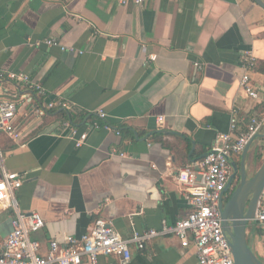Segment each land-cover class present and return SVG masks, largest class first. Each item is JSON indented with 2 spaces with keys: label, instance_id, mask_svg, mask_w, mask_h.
<instances>
[{
  "label": "crops",
  "instance_id": "crops-1",
  "mask_svg": "<svg viewBox=\"0 0 264 264\" xmlns=\"http://www.w3.org/2000/svg\"><path fill=\"white\" fill-rule=\"evenodd\" d=\"M246 53L255 60L250 80L264 92V10L252 0H0V71L25 74L45 92L38 98L0 82V99L17 103L21 133L16 142L0 133L4 167L23 178L18 211L44 222L30 234L39 253L62 234L79 238L98 219L125 238L185 218L178 170L201 159L233 116L238 131L251 116L264 119L239 85ZM57 100L71 110L37 116ZM97 111L110 131L92 129L103 124ZM63 122L87 133L83 146L66 138ZM240 159L229 165L239 168ZM263 159L264 122L245 154L249 177ZM14 216L0 202V246ZM246 240L264 264V228L250 223ZM129 251V264H198L174 235Z\"/></svg>",
  "mask_w": 264,
  "mask_h": 264
},
{
  "label": "built area",
  "instance_id": "built-area-1",
  "mask_svg": "<svg viewBox=\"0 0 264 264\" xmlns=\"http://www.w3.org/2000/svg\"><path fill=\"white\" fill-rule=\"evenodd\" d=\"M110 1L120 6H142L148 0ZM44 44L62 52L74 51L55 40H45ZM254 64V58L246 53L239 85L245 96L259 104L261 112L264 113V92L256 89L250 80L249 73L254 69ZM0 82H7L16 90L38 98L45 96L42 86L32 82L22 73L0 71ZM56 108L68 112L71 105L60 100L48 102L40 106L36 113L38 117H42ZM17 109L16 102L0 99V133L13 142L21 137L15 125ZM95 114L103 124H93L92 129L103 128L110 131V126L105 122L106 114L102 111ZM157 121L160 122L161 119L158 118ZM263 122V117L251 116L245 130L238 131V123L233 116L228 132L216 135L210 150L201 159L178 170L176 181L184 188V199L189 208L182 220L171 226L162 221L159 230L133 231L124 238L107 222L98 219L89 231L79 238L62 234L49 241L45 255L39 253V243L30 238V234L44 227V222L37 213L24 215L18 211L14 192L22 186L23 178L5 170L4 154L0 149V202H8L15 213L11 223L12 231L0 246V264H82L83 261L87 264H98L100 257L114 258L118 264H129L130 246L141 251L149 241L165 235L176 236L182 248H193L198 264H234L229 241L222 228L218 203L231 172L229 160L242 154L247 144L262 128ZM61 129L67 131L66 138L71 140L76 148L85 144L86 132L78 131L69 122H63ZM251 224L264 228V191Z\"/></svg>",
  "mask_w": 264,
  "mask_h": 264
},
{
  "label": "water",
  "instance_id": "water-1",
  "mask_svg": "<svg viewBox=\"0 0 264 264\" xmlns=\"http://www.w3.org/2000/svg\"><path fill=\"white\" fill-rule=\"evenodd\" d=\"M252 1L264 10V0ZM250 142L241 154L239 168L235 164L230 165L232 171L218 203L222 228L228 238L234 264H260L247 245L246 233L264 191V159L249 177L244 159Z\"/></svg>",
  "mask_w": 264,
  "mask_h": 264
},
{
  "label": "trees",
  "instance_id": "trees-1",
  "mask_svg": "<svg viewBox=\"0 0 264 264\" xmlns=\"http://www.w3.org/2000/svg\"><path fill=\"white\" fill-rule=\"evenodd\" d=\"M69 116H70L69 114H66V116H64V119L70 120V117Z\"/></svg>",
  "mask_w": 264,
  "mask_h": 264
}]
</instances>
